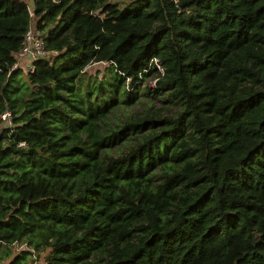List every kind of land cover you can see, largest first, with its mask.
Instances as JSON below:
<instances>
[{
    "label": "trees",
    "instance_id": "1",
    "mask_svg": "<svg viewBox=\"0 0 264 264\" xmlns=\"http://www.w3.org/2000/svg\"><path fill=\"white\" fill-rule=\"evenodd\" d=\"M4 108L0 261L264 264V0H0Z\"/></svg>",
    "mask_w": 264,
    "mask_h": 264
},
{
    "label": "rangeland",
    "instance_id": "2",
    "mask_svg": "<svg viewBox=\"0 0 264 264\" xmlns=\"http://www.w3.org/2000/svg\"><path fill=\"white\" fill-rule=\"evenodd\" d=\"M28 4H30V0H25ZM119 4H124L128 2L129 0H115ZM33 23V21L31 22ZM54 51H50L47 55L53 54ZM23 60H20L22 62ZM107 64V63H106ZM106 64L101 63V62H91L87 64L84 67V72L86 74L90 75H96L98 78L102 76L103 73L106 72ZM26 68L21 67V75L24 76V71ZM147 79L143 84L148 83ZM142 86H140V90L142 89ZM137 100H139L137 103H133L129 106H126L122 109H117L114 112H111L108 114V118L106 119V123L109 125H112L115 122H119L120 120L123 119V115L125 113L127 114H133V113H140L143 112L144 110L148 109V106L150 105L149 110H155L156 108H159L163 113H166L168 110H173L174 107L169 106L171 109H167L166 105H164L163 102L159 101L156 97H152L150 94L143 93V91L137 93ZM20 247H25L24 242H17V245L13 247L14 251H17ZM12 250V252H13ZM43 252L42 251H33V255L31 256V259L25 260V263L23 264H40L43 262ZM9 257H4L1 259L0 264H6L8 261Z\"/></svg>",
    "mask_w": 264,
    "mask_h": 264
},
{
    "label": "built area",
    "instance_id": "3",
    "mask_svg": "<svg viewBox=\"0 0 264 264\" xmlns=\"http://www.w3.org/2000/svg\"><path fill=\"white\" fill-rule=\"evenodd\" d=\"M29 14L31 15V10H28ZM50 51L47 50L44 46L43 39L38 36V34L33 30V28L28 25L25 29L20 46L16 52L13 53L14 61L12 62L10 69L14 67H24L26 69L32 70V60L38 57L46 56ZM20 60H23L20 62ZM101 63L106 64L107 62L104 60L98 61ZM150 63H153L154 67L161 72V67L159 61L153 57L150 60ZM156 77L151 76L148 80L149 85H154ZM10 116V112L8 108H4L0 112V121L7 123ZM22 144V142H19ZM12 247L17 245V241H13L10 243ZM22 248V247H20ZM19 248V249H20ZM42 264V263H40Z\"/></svg>",
    "mask_w": 264,
    "mask_h": 264
}]
</instances>
